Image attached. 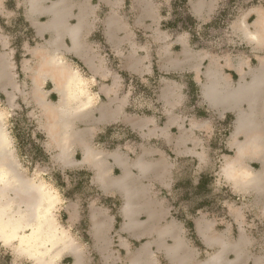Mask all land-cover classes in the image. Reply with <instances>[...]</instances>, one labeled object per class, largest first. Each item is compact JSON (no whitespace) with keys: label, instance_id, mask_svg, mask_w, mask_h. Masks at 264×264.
Masks as SVG:
<instances>
[{"label":"rangeland","instance_id":"1","mask_svg":"<svg viewBox=\"0 0 264 264\" xmlns=\"http://www.w3.org/2000/svg\"><path fill=\"white\" fill-rule=\"evenodd\" d=\"M148 1L159 18L145 16V0H91L94 12L83 43L62 42L59 59L77 74L73 92L85 106L75 110L78 103L70 101V111L80 113L73 127L85 140L69 145L66 160L50 134L47 109L33 94L37 85L39 99L55 107L61 81L49 76L51 65L37 63L44 39L27 25L25 1H2L0 113L22 178L56 197L50 218L57 244L23 241L31 235L28 227L0 239V264H131L143 247V264H180L158 245L153 230L127 227L122 193L102 185L107 177L86 148L103 159V174L111 179L139 156L153 164L146 174L127 164L151 201L136 219L173 225L176 233L168 231L163 245L184 246L180 256L187 262L206 264L221 248L218 238L228 245L224 264H264V195L228 176L234 170L228 164L239 152L234 142L244 138L233 141L234 111H222L223 99L214 96L207 98L217 108L210 107L201 88L212 60L233 81L238 75L230 62L245 58L257 64L247 29H257L264 0H216L204 19L189 14L192 0ZM191 62L198 63L196 71ZM257 83L243 99L254 94L263 99L264 78ZM246 157L244 167L257 172L258 155ZM152 204L158 217L148 215ZM63 241L73 242L79 255L60 250Z\"/></svg>","mask_w":264,"mask_h":264},{"label":"crops","instance_id":"2","mask_svg":"<svg viewBox=\"0 0 264 264\" xmlns=\"http://www.w3.org/2000/svg\"><path fill=\"white\" fill-rule=\"evenodd\" d=\"M2 1L3 0H0V11H2ZM24 1L25 11L23 15L25 21L27 22V25L33 30V32H35V35L37 37L44 39V43L37 47V50H39V54L41 55L39 56L41 61H38L37 63H46L44 61L43 53H45V51L47 52V49H49L51 53H53L56 57H59L58 52L59 50H61V44L66 38L69 39L70 42L73 41V44L75 43L74 45L76 46H79L81 42L83 43L86 28L88 26V20L91 18L94 12V9L90 4L91 0ZM215 1L216 0H192L190 1L189 14L193 17L204 19L213 10ZM143 9H145V16L151 15L153 16V18H159L160 16L159 10L156 8L155 3H153L152 1L145 0V7ZM263 13L264 12H259V10H257V16L260 17L257 18L254 23V25L257 26V29H253V31L247 29V32L250 34V39L254 41L253 48L255 50L257 64L251 66L245 58H240L235 63L230 62V65H233V70L238 75L237 81H233L231 78L232 75L226 72L225 69H223L215 60H212L204 72L205 83L203 85L201 84L202 94L203 96L204 94L206 96L204 98L214 96L216 97L215 99H223L221 103H218L219 105L223 106L222 111H234L235 124L233 130V141H235L234 139H237L238 137L244 138L242 142H234L239 152L237 153V160H231L228 164V169H234L233 171H230L228 173V176L235 182L241 183L243 186L245 184L246 187H256V190H254L258 193V195H264V97L261 101H259V96L257 94L251 96L249 100L243 98L246 97L245 94L249 89L257 86V82L260 78H264V55H258V51H264V40H262L260 37V33L264 24ZM71 19H74L75 21L73 24L70 23ZM228 63L229 62L227 61V64ZM190 66L192 68V71H196L198 69V63L191 62ZM73 73L75 74V72ZM43 74L41 78H49V76L53 78L52 73H50L49 76H43ZM70 74H72L71 71L68 73V75ZM68 75H66V77ZM76 77L77 74H75L74 80L76 79ZM72 99L73 98H69L68 96V104L70 107H72V105L70 104V101ZM75 99L77 100V98H74V100ZM206 101L208 102L210 107L217 108V102H210L208 98L206 99ZM76 102H78V100ZM39 103L42 104L40 101ZM76 106H79V108L82 106L85 107L80 103H78ZM82 112V115L87 114L86 109H84ZM74 122H72L67 128L70 130L69 132H71L70 134H67V137L57 136L56 138L58 139L54 140L57 144V147L59 144L65 146L64 150H60L59 153V157L63 160H66V158L68 157L67 146L69 147V145H71L77 139H79L80 142H82V140H85L81 133L77 132V130L74 129ZM85 150L87 155H90V158L94 157L95 160L98 161V164L100 166L98 172L107 177L101 178L102 185L105 188L117 189L122 193V210L125 215L126 224L128 225L127 227L133 232H135L136 230L138 231L139 229L141 231L145 229L147 230V228H149L150 231L153 230L158 245L166 248L168 255L171 254L176 261L178 258L180 264H196L190 261L187 262L180 256L185 255L182 253L184 251V246L178 248V242H174L173 245L169 246L163 245L162 239H164L168 231H171L172 234L176 233L173 230V225L170 228V226H167L168 224H165L162 227L157 224L159 226L158 227L156 226L155 221L151 222L152 219H149V217V222H146L147 225H145V223H139L136 219L137 213H139L140 211H144L145 213V208H148V206H150L149 203L151 201L146 199V190L145 192H143L144 188H142L143 184L141 183V180L136 176H133L130 173L129 168L131 166H134L137 168V172H139L140 174H146V170L148 169V167L152 166V169L153 164L145 161L141 156H139L134 162L127 163L129 165V168L126 164V166L122 169V174L119 178L111 179L109 176L105 175V173L103 174L105 166L103 163V159L101 157H98L96 153H93L92 150H89L87 148ZM90 153L92 154V156ZM246 155H258V158L261 162V168L257 172H249L248 169L244 167L245 165L243 164V160L247 158ZM22 176L25 175L22 174ZM148 213V215H150L152 218H154L152 213H154L156 217H158V213L155 210L153 204L152 207H149ZM217 243L219 246H221V248H219L218 251L213 254L210 259H208L206 264H224L225 259H223V251L225 250V246L228 245L223 240H220L218 238ZM73 246L75 245L73 244ZM71 247L72 246H70V248ZM75 248L77 247L75 246L71 249L76 252V255H79V252H77ZM146 249L147 247H143V252L144 250L146 252ZM143 252L134 257V259L131 260V264H139V262L143 264Z\"/></svg>","mask_w":264,"mask_h":264},{"label":"bare ground","instance_id":"3","mask_svg":"<svg viewBox=\"0 0 264 264\" xmlns=\"http://www.w3.org/2000/svg\"><path fill=\"white\" fill-rule=\"evenodd\" d=\"M260 37L264 40V24ZM43 57L46 62L45 64L52 66V77L57 81H61L56 83L57 89L60 92V99L55 107H48L39 99L41 94L37 89V85L34 87L33 93L35 95L37 94V97H39L38 101L47 109L46 112L49 116L48 123L50 125L48 127L51 130L50 134L53 137H67V134L71 133L69 132L70 130L67 129L68 126H70L77 115L80 114L71 112V107L68 106V96L73 99L77 98V95L73 92L74 89L72 86L76 73L74 74L72 72V74L68 75V69L60 61L59 57H56L49 49H47V52L45 51V53H43ZM35 70L37 72V69ZM66 75L68 76L66 77ZM74 109L79 110L80 108L79 106H74ZM57 139L58 138H56V140ZM64 147L65 146L59 144V151L64 150ZM55 198L51 190L42 185L29 183V181L22 178V175L16 168V160L11 148V141L7 136V131L3 123V115L0 113V239L14 237L19 231H23L29 227L32 229L31 235L29 239L28 236L22 237L21 239H24L23 241L31 242L34 245L49 243L50 246H56L55 226L53 220L50 218L51 207L55 202ZM60 244V250L65 248L70 250L72 247H75L71 241H63ZM70 246L72 247L70 248ZM73 252L74 254L76 253L75 251ZM75 256L77 255L75 254Z\"/></svg>","mask_w":264,"mask_h":264},{"label":"trees","instance_id":"4","mask_svg":"<svg viewBox=\"0 0 264 264\" xmlns=\"http://www.w3.org/2000/svg\"><path fill=\"white\" fill-rule=\"evenodd\" d=\"M184 1H186V0H184ZM186 18V17H185ZM189 20H192L191 18H189V17H187ZM187 20V19H186ZM204 180V178L202 179V180H200V182H199V184H198V186L200 187L202 184H203V181ZM188 225L191 227L192 226V223H188Z\"/></svg>","mask_w":264,"mask_h":264}]
</instances>
